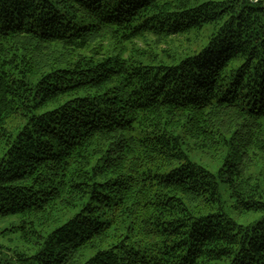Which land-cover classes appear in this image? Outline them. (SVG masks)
Listing matches in <instances>:
<instances>
[{
  "label": "trees",
  "instance_id": "16d2710c",
  "mask_svg": "<svg viewBox=\"0 0 264 264\" xmlns=\"http://www.w3.org/2000/svg\"><path fill=\"white\" fill-rule=\"evenodd\" d=\"M263 184L264 0H0V264H264Z\"/></svg>",
  "mask_w": 264,
  "mask_h": 264
},
{
  "label": "rangeland",
  "instance_id": "374dc122",
  "mask_svg": "<svg viewBox=\"0 0 264 264\" xmlns=\"http://www.w3.org/2000/svg\"><path fill=\"white\" fill-rule=\"evenodd\" d=\"M198 163L209 167L208 169H210V171L217 173L218 172V165L214 164L211 165V163L208 161V159L202 157V158H197ZM261 200L264 201V184L262 185L261 188ZM221 193H222V199L224 202V207L225 210L227 211V213L233 218L235 219V221L238 223L239 226L242 227H247L251 224H253L254 222L260 220L262 214L260 213H249L246 215H238L235 210L232 207V200L230 198V193L228 191V188L226 185H222L221 188ZM5 228H9V221L6 222H0V234L2 233L3 229ZM0 244H2L3 246L10 248V249H14L18 244V241L16 239V236L13 234L10 235H0Z\"/></svg>",
  "mask_w": 264,
  "mask_h": 264
}]
</instances>
